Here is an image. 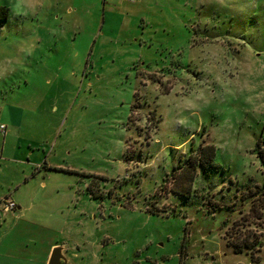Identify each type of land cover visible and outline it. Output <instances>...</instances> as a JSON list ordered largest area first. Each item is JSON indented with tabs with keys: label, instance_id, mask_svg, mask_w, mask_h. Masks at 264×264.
Here are the masks:
<instances>
[{
	"label": "rangeland",
	"instance_id": "1",
	"mask_svg": "<svg viewBox=\"0 0 264 264\" xmlns=\"http://www.w3.org/2000/svg\"><path fill=\"white\" fill-rule=\"evenodd\" d=\"M110 1L0 24L19 61L0 77V203L20 208L0 207V242L69 264H264V0H144L102 28Z\"/></svg>",
	"mask_w": 264,
	"mask_h": 264
},
{
	"label": "crops",
	"instance_id": "2",
	"mask_svg": "<svg viewBox=\"0 0 264 264\" xmlns=\"http://www.w3.org/2000/svg\"><path fill=\"white\" fill-rule=\"evenodd\" d=\"M106 1V0H105ZM144 0H137L132 3H127V2H122L121 3V7L123 8V11H121L120 13L117 12L116 8L111 5L112 0L110 1L111 3L109 4V8L107 9L108 4L105 2L103 3V17H102V22H101V27L103 28L105 25L109 26V27H115L117 24V19H120L121 15L125 14L128 17V13L129 12H133L137 9L138 7V3H142ZM75 3H63V8L65 9V13L67 14V12H69L70 14V10H69V6L70 5H74ZM0 6H6L8 9L9 7L6 4H1ZM24 13V12H22ZM59 16L61 17V15H57V18H59ZM80 22L82 24H84L83 22H81L80 20H75L74 23ZM3 124H0V126ZM5 127V125H3ZM7 127H5L6 129ZM5 134V133H4ZM9 138H11L10 133H8L6 135V139L8 140ZM6 142V141H5ZM6 143L3 144L2 146V152L4 151V147H5ZM15 209L19 210V207H16ZM55 245H50L49 248L47 249V256H46V260H42V259H37V258H21V256H18L17 253H10V249L6 248L2 242H0V264H47L51 251L53 250V247Z\"/></svg>",
	"mask_w": 264,
	"mask_h": 264
},
{
	"label": "clouds",
	"instance_id": "3",
	"mask_svg": "<svg viewBox=\"0 0 264 264\" xmlns=\"http://www.w3.org/2000/svg\"><path fill=\"white\" fill-rule=\"evenodd\" d=\"M214 2L223 5L225 0H214ZM46 6H48V0H8L9 10L14 16H18L21 12L33 7ZM25 50L31 52L32 48L29 46ZM13 63L19 66L18 60H15V58L11 57L7 51L0 50V77L12 71L11 65Z\"/></svg>",
	"mask_w": 264,
	"mask_h": 264
},
{
	"label": "trees",
	"instance_id": "4",
	"mask_svg": "<svg viewBox=\"0 0 264 264\" xmlns=\"http://www.w3.org/2000/svg\"><path fill=\"white\" fill-rule=\"evenodd\" d=\"M9 16H10L9 9L6 6H0V24L6 23L9 19ZM201 150L202 147H200V149L198 150L199 154L202 155V153L200 152ZM254 151L262 167L264 168V139H262L259 143L256 144V148ZM261 189L264 191V184L261 187ZM227 245L234 249L235 254H239L242 253L245 249H252L254 243L252 244V246L248 243H236L233 245L227 243ZM261 247H262V242H257L256 249L259 250ZM252 258H254V256Z\"/></svg>",
	"mask_w": 264,
	"mask_h": 264
},
{
	"label": "built area",
	"instance_id": "5",
	"mask_svg": "<svg viewBox=\"0 0 264 264\" xmlns=\"http://www.w3.org/2000/svg\"><path fill=\"white\" fill-rule=\"evenodd\" d=\"M122 2H127V3H132L134 2V0H120ZM5 131V127L3 125L0 126V132H4ZM0 207L1 210L3 212H10L13 211V209L16 207V205L14 204L13 201L11 200H7L4 199L1 203H0Z\"/></svg>",
	"mask_w": 264,
	"mask_h": 264
},
{
	"label": "water",
	"instance_id": "6",
	"mask_svg": "<svg viewBox=\"0 0 264 264\" xmlns=\"http://www.w3.org/2000/svg\"><path fill=\"white\" fill-rule=\"evenodd\" d=\"M62 253L63 249H55L52 254H50L47 264H69L68 261H65V259L63 258Z\"/></svg>",
	"mask_w": 264,
	"mask_h": 264
},
{
	"label": "snow or ice",
	"instance_id": "7",
	"mask_svg": "<svg viewBox=\"0 0 264 264\" xmlns=\"http://www.w3.org/2000/svg\"><path fill=\"white\" fill-rule=\"evenodd\" d=\"M44 36H45V34L43 32H41L40 33V37L43 38ZM256 58L257 59H264V56L261 55V52L258 54L257 51H256ZM177 75H179V73H177ZM155 83L158 84L162 89H165V91H167V87H166L165 84L161 83L159 80H156ZM0 103L7 104L8 101H7V99L5 97L0 95Z\"/></svg>",
	"mask_w": 264,
	"mask_h": 264
}]
</instances>
